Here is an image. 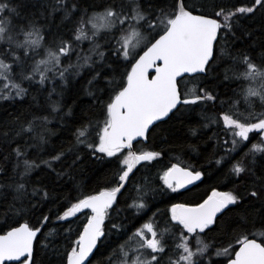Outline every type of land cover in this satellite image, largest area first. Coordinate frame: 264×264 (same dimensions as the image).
<instances>
[{"label": "trees", "instance_id": "obj_1", "mask_svg": "<svg viewBox=\"0 0 264 264\" xmlns=\"http://www.w3.org/2000/svg\"><path fill=\"white\" fill-rule=\"evenodd\" d=\"M54 1L0 0L14 4L20 12L34 16L41 11L53 12ZM67 1V11L75 8L77 12L86 13L101 12L110 6L123 5L126 9L132 6L131 0ZM137 2L142 8L150 7L155 12L160 8L170 11L173 0ZM252 2L253 0H186L188 5L195 6L196 13L209 15L218 3L249 6ZM70 23L72 25L74 22L61 19L58 27L54 29V37L73 33ZM244 54L258 66L264 65V8L260 6H256L253 13L239 17L227 39L216 47L215 59L210 62L205 74L181 80L182 91L186 92L195 84L197 94H202L199 89H203L214 99L206 98L185 106L172 119L167 118L160 123L150 133L147 142L139 141L134 144V150L138 153L149 151L159 155L135 170L134 178L127 183L109 209L104 224L108 240L92 259V264H105L112 250L124 243L136 228L149 222L153 214L155 217L152 222L160 228H167L170 226L169 209L172 203H201L213 189L243 193L244 196L236 206H230L231 212L210 226L211 231L205 230L207 234L203 236L204 242L213 245L209 248L210 253L226 248L229 244L237 247L236 238L241 232L264 243V236L260 235L264 233V223L261 222L264 221V191L261 190L264 188V152H248L253 143L259 144L263 139L260 133L253 134L236 151L229 152L232 136L222 122L223 114L241 113L246 105L242 100V92L249 82L239 75L245 71L239 59ZM105 60L108 66H101V62L98 69L95 66L90 67L82 75L69 78L65 84L55 83L50 86L37 81L25 82L26 92L21 97L0 102V185H4L0 188V234L8 230L9 226H17L16 221L40 227L44 223L42 218L48 217L35 243V264L66 263L64 254L70 251L68 240L75 241L78 238L90 212L83 211L66 219L58 217H62L66 208L77 199L114 187L120 167L117 158L123 160L128 152L121 150L123 155L117 153L116 157L100 154L101 158H97L91 155L92 150L85 145L74 147V154L66 151L75 145L76 129L82 124L92 122L95 131L89 136V141L97 142L96 122L102 124L104 104L109 101L108 80L115 78L118 83L124 73L130 70L129 63H123L109 50ZM97 71L101 73V77L93 80ZM258 105L259 103L254 104L255 113L264 111V107L258 108ZM29 123L32 124L31 131L27 130ZM21 128L25 131L22 132ZM40 136L44 137L43 141ZM17 148L22 153L19 157L16 154ZM60 151H65V158L52 162L51 167L42 163L49 161ZM76 155L80 159L72 165ZM24 160L34 162L38 167H33L26 177H21L20 173L25 168ZM237 161H242V166L246 169L239 176L231 171ZM173 165L199 170L204 173L203 179L188 190L168 189L162 178ZM13 182L25 183L29 193L24 202L23 213L13 214L9 210L14 193L8 185ZM145 182L152 191L144 199L147 208L137 212L130 205L138 195L136 186ZM34 188L37 189L36 192L32 191ZM45 191L48 193L46 197ZM253 191L258 193V197L251 196ZM16 207L20 205L17 204ZM38 220L41 223H37ZM113 225L118 227L113 228ZM177 231L173 228V232ZM49 232L52 234L49 235ZM169 235L166 234L165 239L172 243ZM209 257L213 264L216 261L225 264L223 257H215L213 254Z\"/></svg>", "mask_w": 264, "mask_h": 264}, {"label": "snow or ice", "instance_id": "obj_2", "mask_svg": "<svg viewBox=\"0 0 264 264\" xmlns=\"http://www.w3.org/2000/svg\"><path fill=\"white\" fill-rule=\"evenodd\" d=\"M131 4L132 6L127 9L120 5L107 7L100 13L94 12L87 21L81 18L78 22L79 27L76 29L74 39L81 41L97 37L101 29L113 30L119 26L121 34L114 37L117 45L115 53L129 62L130 71H126L118 83L115 78L108 80L109 101L104 104L102 124L99 121L96 122V128L99 129L96 132L97 142L89 141V136L95 131L92 122L82 124L76 129L75 145L66 151L68 154H74V147L85 145L87 149L92 150L91 155L97 158H101L100 154H106L107 157H116L117 153L123 155L122 149H127L128 154L123 160L117 158L120 167L116 174L117 183L114 187L105 188L97 194L77 199L66 208L62 217H58V219L74 217L85 209H90L92 212L82 232L78 234V238L75 241L68 240L70 251L64 254L66 264H92V259L108 240L104 229L108 211L116 202L117 194L125 188L126 183L134 178V164L151 161L159 155L155 152H142L139 155L132 153L131 147L134 139L147 138L160 123L165 122V118L172 119L185 106L196 104L197 101L206 98L214 99L203 89H199L202 94H197L195 84L192 89L182 91L178 87V81L183 79L184 74L206 73L210 62L215 59L216 47L221 41L227 39L228 33L232 32L239 17L253 13L256 6L264 8V0H253L249 6H227L218 3L213 13L209 15L195 14L197 9L195 6L188 5L186 0H173L170 11L160 8L154 12L150 7L142 8L137 0H131ZM6 11L14 13L16 9L11 7L9 2H0V42H8L6 55L20 71L14 73L13 63H6L4 58H0V81H3V86L0 87V98L12 95L13 90L16 96L26 92V89L15 82L17 75L20 80L31 82L38 74L39 83L43 84L49 79L46 74L55 71L60 66L61 57L69 53L72 47L71 42L61 40L55 48L45 49L44 58L26 66L30 55L38 54L36 50L43 46L44 37L39 28L31 25L30 30L25 31L23 28L19 30L18 35L22 34L23 40L14 39L12 22L8 16L4 15ZM87 25H91V36L86 30ZM100 47L99 44L94 43L93 51ZM17 50L23 51V57L18 54ZM97 54L101 60H104L103 51H98ZM239 59L245 68V71L239 75L249 82L258 83V87H252L250 84L244 90L246 104L251 108L250 98L259 97L261 105L264 106V65L258 66L246 54L240 56ZM89 60L90 57H85V63ZM70 67L72 66L63 68L59 71V75L63 78L64 73ZM77 67H82V65H77ZM150 70H154L155 73L151 78L149 77ZM99 77L101 73L97 71L93 80ZM89 83L91 84L92 81ZM253 120L255 122H252ZM222 122L232 136L231 148L228 151L234 152L245 141H249V134L254 130L264 132V111L250 112L247 116L242 113L223 114ZM27 130H32L31 123ZM21 131L25 129L21 128ZM43 139L44 137L40 136V140L43 141ZM248 152L253 154L264 152V140L259 144L253 143ZM16 154L18 157L22 155L19 148L16 149ZM63 158H65V151H60L49 161H42V163L51 167L52 162ZM79 159V155H76V159L72 160V165H75ZM23 163L25 168L24 172L20 173L21 177H26L33 167H38L28 160H24ZM219 163L220 160L217 161V164ZM245 170L242 161H237L231 168L237 176ZM203 175L204 173L199 170H189L173 165L164 173L162 179L168 189L175 191L186 184L200 180ZM3 187L4 185H0V188ZM8 187L14 193L13 203L9 206L10 212L23 213L25 211L24 202L29 195L25 183L13 182ZM136 190L137 198L130 207L141 212L147 208L144 199L152 189L145 182L143 185H137ZM261 190L264 191V188ZM32 191L36 192L37 189L34 188ZM47 195L45 191L44 196ZM243 196V193L221 192L213 189L211 195L202 203L194 205L172 203L169 209V227L160 228L158 224L153 223L155 217L153 214L149 222L136 228L124 243L112 250L105 264H112L117 252L122 257L119 264H213L211 257L204 259L209 248L213 247L203 240V236L207 234L205 230L211 231L210 226L215 225L218 219L231 212L230 206H236ZM251 196L258 197V193L253 191ZM17 204L20 207H16ZM42 220L44 223L40 227L16 221L18 226H9L8 230L0 234V264H8L11 261L15 264H35L34 241L37 240L38 233H41L42 227L47 223L48 217L44 216ZM172 222L175 224L173 225ZM261 222L264 223V221ZM37 223L41 221L38 220ZM112 227L118 226L113 225ZM173 228L178 231L173 232ZM51 234L49 232V235ZM166 234H170L169 239L172 243L165 239ZM260 235L264 236V233ZM177 239L179 243H175ZM236 245L237 247H233L229 244L226 248L217 249L213 255L223 257L225 264H264V243H259L257 239H250L248 235L241 232V235L236 238ZM179 249H182V252H177ZM132 251L136 255L129 259V252ZM173 255L177 257L175 260L172 259ZM142 256L145 258L141 259ZM216 264H220V261H216Z\"/></svg>", "mask_w": 264, "mask_h": 264}, {"label": "rangeland", "instance_id": "obj_3", "mask_svg": "<svg viewBox=\"0 0 264 264\" xmlns=\"http://www.w3.org/2000/svg\"><path fill=\"white\" fill-rule=\"evenodd\" d=\"M67 4H68L67 0H55L54 4H53V12L51 11V12L46 13L44 11H41L38 13V15H35V16L31 15L29 13H26V12H20L18 10L17 6H14V4H10L11 7H14L16 9V11L14 13H9L8 11H6L4 13V15L8 16V18L12 22V35H13L14 39L23 40V38H24L23 35L22 34L18 35L19 30L21 28H23L25 31L30 30L31 25H35L37 28H39L41 30V34L44 37L43 46L36 50V52L38 54L30 55V57L26 63V66H30L34 61H37V60L44 58L45 49L46 48H55V45L57 43H59L61 40L71 42V45H72L71 50L65 56L61 57L60 66L55 71H50L46 74L49 77V79H47L44 83H48V84H50V86H52L55 83L61 84L64 82V84H65V82L69 78H73V77L82 75L84 73V71H87L86 69H88L90 67L95 66L96 69H98L100 66L99 64L101 62L103 64L101 66H108V64L105 63V61H106L105 58H104V60H101V58L97 54V52L103 51L105 53V57H106L107 51L109 50L115 56V54H116L115 48L117 45H116V40L114 39V37H118L121 34V32L119 31V26H117V29H113V30L101 29L98 36L93 37L91 40L84 39L81 41H76L74 39V37L76 35V29L79 27L78 22L80 21L81 18H83L85 21H87L88 17L91 16L93 13H86V12H80V11L77 12V9H75V8L67 11ZM101 12H103V11H101ZM96 13H100V12H96ZM62 14H64V15H62ZM61 19H63V21L65 20V22H67L69 19L75 23V24L73 23L74 25L73 24L71 25V23L69 25L70 27L72 26L71 29H74L73 33H71L69 35L71 38H69V36H67L68 34L66 35L64 33L61 36L54 37V34H56L54 29L56 27H58ZM90 29H91V25H87L86 30H88L89 36L92 35ZM94 43L99 44L101 46L96 51H93ZM8 47H9V45H8L7 41L0 42V58H4L6 63H13V61L11 59H9L8 56L6 55V51H7ZM12 47H13V49H15V45H13ZM17 51H18V54L23 57V51L22 50H17ZM85 57H90V60L88 63H85ZM117 57L123 63H127V64L129 63L122 56L117 55ZM69 65H71L72 67H70L69 70L64 73V76L62 78L59 75V71L63 70V68H67ZM77 65H82V67H77ZM19 71H20V69L13 63V72L19 73ZM33 81L39 82V75L38 74ZM15 82L19 83L20 86L24 89H25L24 85H26V83H29V81L20 80L18 75L16 76ZM185 82H187V80ZM250 84L252 87H258L257 82H249V84L245 87V89L247 87H249ZM2 86H3V81H0V87H2ZM189 88L192 89L193 86H191ZM245 89H243V92H242L243 93L242 100H243L244 104H246V102L244 100V90ZM14 92H15V90H13L12 95L7 96V98H0V102H2L4 100H9V99H17L18 97L22 96V95L16 96L14 94ZM250 100H251V108H249L248 104H246L245 107H243V110L241 111V113L244 114L245 116H247L250 112L255 111V108H256V106H254L255 103H259L258 108L264 107L261 105V101H260L259 97H251ZM96 131H99V130L96 129ZM256 133H260L262 139L264 140V132H260L259 130H254L252 133H250L249 138L251 135L256 134ZM127 154H128V152H126L125 156H127ZM217 191H219V190H217ZM221 192H223V191H221ZM179 242L180 241L177 239L175 243H179ZM133 247H135V245H133ZM177 252H182V249L177 250ZM214 252L215 251L210 253V251H209L208 254L204 257V259L207 260L209 258V256L211 254H213ZM135 255H136V253L134 251L129 252V259H131ZM145 255H147V253H145ZM121 258H122L121 255L118 254L117 256H115V259L113 260L112 264H119V261L121 260ZM143 258H145V257L142 256L141 259H143ZM176 258H177L176 255L172 256L173 260H175Z\"/></svg>", "mask_w": 264, "mask_h": 264}, {"label": "water", "instance_id": "obj_4", "mask_svg": "<svg viewBox=\"0 0 264 264\" xmlns=\"http://www.w3.org/2000/svg\"><path fill=\"white\" fill-rule=\"evenodd\" d=\"M195 14H198V13H195ZM142 54V53H141ZM214 54H215V51H214ZM134 63V62H133ZM155 73H154V70H150V72H149V77L151 78V76H153ZM202 74H205V73H201V74H184L183 75V79L185 78V77H192V76H195V75H202ZM180 81L181 80H179L178 81V87H180ZM181 89V88H180ZM171 115V114H170ZM167 118H165V120H166ZM138 141H144V142H147V138H141V137H137V138H135L134 139V141H133V143H132V147H131V151H132V153H134V154H137V153H135L134 151H133V147H134V144L136 143V142H138ZM127 150V149H126ZM137 155H139V154H137ZM144 162H147V161H141V162H139V163H136V164H134V167H133V172H135V170L142 164V163H144ZM180 168H184V167H181V166H179ZM190 170V169H189ZM131 175V174H130ZM202 178H203V176L201 177V179L200 180H197V181H193L191 184H186L183 188H181L182 190H186V189H189L190 187H192L194 184H196V183H199L201 180H202ZM126 185H127V183H126ZM125 185V186H126ZM123 191V189H121V192ZM120 192V193H121ZM120 193H118L117 194V198L119 197V195H120ZM97 194V193H96ZM117 200V199H116ZM85 210H90V209H85ZM106 220V219H105ZM104 223H105V221H104ZM18 226V225H17ZM16 227V226H15ZM39 234L40 233H38V236H39ZM38 236H37V238H38ZM250 239H254V238H250ZM259 243H262L261 241H259V240H257ZM35 243H36V241H34V249H35ZM33 256H34V252H33ZM8 264H15V262L14 261H11V262H8ZM66 264V263H65Z\"/></svg>", "mask_w": 264, "mask_h": 264}, {"label": "flooded vegetation", "instance_id": "obj_5", "mask_svg": "<svg viewBox=\"0 0 264 264\" xmlns=\"http://www.w3.org/2000/svg\"><path fill=\"white\" fill-rule=\"evenodd\" d=\"M196 184H197V183H196ZM194 185H195V184H194ZM194 185H193V186H194ZM190 188H191V187H190ZM190 188H189V189H190ZM186 190H188V189H186ZM182 191H184V190H182ZM210 194H211V193H210ZM204 200H205V199H204ZM90 213H91V212H90Z\"/></svg>", "mask_w": 264, "mask_h": 264}, {"label": "bare ground", "instance_id": "obj_6", "mask_svg": "<svg viewBox=\"0 0 264 264\" xmlns=\"http://www.w3.org/2000/svg\"><path fill=\"white\" fill-rule=\"evenodd\" d=\"M33 3V2H32ZM183 80V79H182ZM180 88H181V81H180ZM121 194V193H120Z\"/></svg>", "mask_w": 264, "mask_h": 264}]
</instances>
